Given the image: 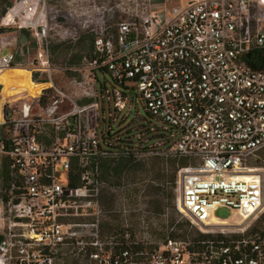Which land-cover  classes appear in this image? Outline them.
<instances>
[{
    "label": "built area",
    "instance_id": "1",
    "mask_svg": "<svg viewBox=\"0 0 264 264\" xmlns=\"http://www.w3.org/2000/svg\"><path fill=\"white\" fill-rule=\"evenodd\" d=\"M127 2L113 24L93 3L91 49L64 67L82 75L71 91L53 80L61 67L47 24L34 54L30 45L9 50L0 33V68L26 60L32 78L49 83L8 99L0 85V264H264V230L253 228L264 167L247 162L264 148V0H185L161 10L152 0ZM45 7L16 0L3 19L12 10L10 20L28 14L36 27ZM102 69L116 82L111 91L99 83ZM133 90L167 126L161 133L157 124L123 131L107 122L134 105ZM122 155L188 158L176 172L175 205L198 235L176 234L169 209L146 205L145 180L106 173L102 161ZM222 206L233 223L214 216ZM112 213L120 221L111 223Z\"/></svg>",
    "mask_w": 264,
    "mask_h": 264
},
{
    "label": "rangeland",
    "instance_id": "2",
    "mask_svg": "<svg viewBox=\"0 0 264 264\" xmlns=\"http://www.w3.org/2000/svg\"><path fill=\"white\" fill-rule=\"evenodd\" d=\"M16 0H0V28L4 30L0 33H5L7 39L10 41L9 50L18 52L21 47H26L30 45L31 53H37L40 49H43V42H41L37 36V33L41 31L43 26L47 27V35L50 40L49 46L51 49L52 62L61 67L53 72L54 82L64 88L65 90L71 91V79L81 78L82 75L76 74L69 69L64 67L68 66L71 62V59L74 62H78L81 59V56L87 55L92 46L93 35L91 33V19L93 18V3H97L101 9L108 8L107 23L113 24L121 16L123 9L128 7L127 0H46L45 11L47 13V20L43 17L38 20L36 27L32 26L33 23L29 22V15L27 14L24 17V14L21 13L20 18L16 17L13 22L10 20V15L13 13L10 12L7 18L3 19L6 16V13L9 12V9L15 4ZM19 1V0H17ZM6 9L5 13H2V10ZM7 23V24H6ZM42 23V27L40 24ZM79 37H75V34ZM26 60L17 59L16 63H25ZM24 67L25 71L21 72L17 70V78L11 80L0 74V85L3 87L2 96L5 99H8L14 95L22 94L21 83L36 81L32 78L30 71L28 70V64L19 65L15 64L13 67ZM10 67V68H13ZM1 73H7L8 70L1 69ZM39 79H45L42 76L39 77V74H35ZM99 83H103L111 91L113 85L116 82L113 80L111 75L106 72L98 71ZM37 84V83H36ZM44 87L47 84H43ZM119 86V85H118ZM120 87V86H119ZM29 94H32L31 90H28ZM131 95L134 97V105L130 106L127 104L126 108L120 113L116 114V118L108 119L107 122L111 124L114 130L123 129H135L141 125H154L157 124L161 126L158 129V132L161 133L163 128H167L163 123L154 119L146 111L143 102L141 101L140 94L133 90ZM138 101V106L135 105V101ZM1 103V102H0ZM170 129L166 130V132ZM175 140L176 137H173ZM248 164L256 167H264V148L256 151L248 158ZM172 167L169 166V170H163V162H156L152 160H146L143 163V166L139 169L131 170L128 174L125 181L134 182L135 180H145L146 185V205L152 207L151 199L152 196L156 197L150 188L154 185H160L161 195L160 199L162 200V207L160 211L164 209H169V217L171 223H177L181 230L186 228L192 229V234L199 233L198 228L191 223L187 218H181V214L175 208H172V203H175L178 191L176 183L168 182L172 174ZM170 191L173 192V200H170V196L167 195ZM102 199H105L106 193H103ZM157 199V198H156ZM155 206V205H154ZM214 216L220 219H227L233 223L235 215L233 210L230 207H218L214 210ZM111 216L110 222L113 223L115 219L119 217L114 213L109 214ZM165 219L161 216L157 218L155 222L158 226L163 225ZM120 221V219H118ZM117 223V222H114ZM253 228L264 230V207L259 213V216L254 220ZM65 264H77L76 261L68 259L65 261Z\"/></svg>",
    "mask_w": 264,
    "mask_h": 264
},
{
    "label": "trees",
    "instance_id": "3",
    "mask_svg": "<svg viewBox=\"0 0 264 264\" xmlns=\"http://www.w3.org/2000/svg\"><path fill=\"white\" fill-rule=\"evenodd\" d=\"M5 12H6V9H3L2 13H5ZM0 30L2 32L4 29L0 28ZM71 62L76 63V62H74L73 59H71ZM72 63H70V64H72ZM19 71L23 72V70H19ZM100 71H102L104 73L107 72V71H105V69L104 70L102 69ZM12 78L14 80L17 78V72L16 71L13 73ZM34 80L40 82V81L46 80V78L45 79H39L34 75ZM148 159L152 160L153 162L154 161H156V162L162 161L163 162V170H165V171L169 170V166H171L173 168L172 174L170 176V180H168V182L170 181V182H172V184L175 183L176 172H177L178 166L179 165H186L189 163V160L186 157H180V158L144 157L141 160H136L132 155H122V156H119L118 158H107V159H104L102 161V163H103V167L105 166L107 168L106 173L113 175L114 180L116 182H119V181H121L122 178L125 179L127 177L126 173L128 174L131 170L139 169L140 167L143 166V163H145V161ZM159 186L160 185H154L150 188V192H152V194H154L156 196V197L152 196V199H151V203L153 206L155 205L154 208L156 210H160V208L162 207V205H161L162 200L160 199V196H159V195H161V187H159ZM167 195L171 197L170 200L171 199L173 200V198H172L173 192L172 191L167 193ZM172 208H174V209L176 208L175 203H172ZM181 232H183L184 234L190 235V236H196L199 234L198 231L196 234H192V229H190V228H186L184 230H181L179 225L176 224L175 233L176 234H182ZM0 238H1V236H0Z\"/></svg>",
    "mask_w": 264,
    "mask_h": 264
},
{
    "label": "bare ground",
    "instance_id": "4",
    "mask_svg": "<svg viewBox=\"0 0 264 264\" xmlns=\"http://www.w3.org/2000/svg\"><path fill=\"white\" fill-rule=\"evenodd\" d=\"M25 64H28V62L19 64V65H25ZM1 69H3V70H8L9 69V72L2 74L1 73V71H2ZM25 69L26 68H24V67H16V66L13 67V68H10V67L0 68V74L3 75V76H5V77H7V78H9V79H11V80H13L12 77H13V73L15 71H17V70H23V71H25ZM43 84H44V82L36 84L34 81H31L29 83L28 82H24V83H21L19 85H21V90H23L22 93H24L25 91L31 90L32 92H34L32 94H37L40 91V89L42 87H44ZM45 84H47V86L49 85V83H45ZM0 110H1V105H0ZM0 117H1V111H0Z\"/></svg>",
    "mask_w": 264,
    "mask_h": 264
},
{
    "label": "crops",
    "instance_id": "5",
    "mask_svg": "<svg viewBox=\"0 0 264 264\" xmlns=\"http://www.w3.org/2000/svg\"><path fill=\"white\" fill-rule=\"evenodd\" d=\"M152 1L154 2V6L160 10L164 7L165 2L171 5L185 3V0H152Z\"/></svg>",
    "mask_w": 264,
    "mask_h": 264
}]
</instances>
